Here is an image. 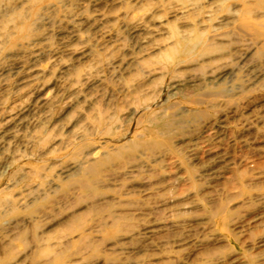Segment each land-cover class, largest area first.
Here are the masks:
<instances>
[{
	"label": "rangeland",
	"instance_id": "obj_1",
	"mask_svg": "<svg viewBox=\"0 0 264 264\" xmlns=\"http://www.w3.org/2000/svg\"><path fill=\"white\" fill-rule=\"evenodd\" d=\"M0 264H264V0H0Z\"/></svg>",
	"mask_w": 264,
	"mask_h": 264
},
{
	"label": "bare ground",
	"instance_id": "obj_2",
	"mask_svg": "<svg viewBox=\"0 0 264 264\" xmlns=\"http://www.w3.org/2000/svg\"><path fill=\"white\" fill-rule=\"evenodd\" d=\"M200 42H201V41H198V42L192 43L193 47L196 46V45H198ZM134 148H136V147H134Z\"/></svg>",
	"mask_w": 264,
	"mask_h": 264
}]
</instances>
